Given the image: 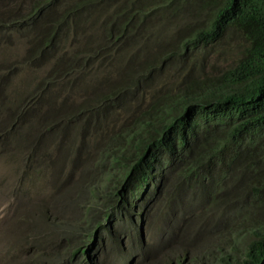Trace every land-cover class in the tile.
Returning <instances> with one entry per match:
<instances>
[{"label":"trees","instance_id":"16d2710c","mask_svg":"<svg viewBox=\"0 0 264 264\" xmlns=\"http://www.w3.org/2000/svg\"><path fill=\"white\" fill-rule=\"evenodd\" d=\"M184 11L201 20L181 37L168 12ZM230 26L233 63L208 74L198 49ZM0 112L24 182L97 159L109 201L160 194L179 264H264V0H0Z\"/></svg>","mask_w":264,"mask_h":264},{"label":"clouds","instance_id":"9594fccd","mask_svg":"<svg viewBox=\"0 0 264 264\" xmlns=\"http://www.w3.org/2000/svg\"><path fill=\"white\" fill-rule=\"evenodd\" d=\"M171 15H178L174 13H170ZM198 19L201 20V16H198L196 18L195 14L189 13V12H181L177 19H175L173 26V33L175 35L182 34L181 37H185L188 33L193 31V28L198 24ZM236 27L226 29L225 33L220 37V35L216 36L213 39H209V41L206 44H203L198 51H202L204 54V62L209 61L210 66H206V71L208 74H215L216 72H220L224 69L226 65H229L233 63V59H231V62L223 63V60L220 55H223L224 58H226V52H223L225 49H223V42L226 43L227 46L229 45V49L233 51L232 53L235 54L236 50L239 49V33ZM241 33V32H240ZM223 50V51H222ZM240 55V53H239ZM215 60H221V63L218 64V61L215 62ZM208 64V63H206ZM203 66H201L200 74H203ZM217 66V67H216ZM181 68H186V71L190 72V66L188 64L183 65ZM69 94V91H66L62 94V96L58 97L55 104L56 106H61L60 102L62 100V97H66ZM87 95L79 96L75 98V101L78 103L82 101L84 98H86ZM63 106V105H62ZM7 115V113H6ZM102 122L101 127H105ZM105 129V128H104ZM1 153V152H0ZM2 154V153H1ZM5 157V156H4ZM57 158H53L49 162V168L47 172V176L43 178L42 180L38 181L36 185H31L28 182H24L25 174L21 173L19 175V178L17 179V183L20 184V186H23L26 188V190L29 192L32 191V188H40L41 186L49 184L51 181L55 184L62 185L68 178V171L67 167H74L73 173L74 178L76 182L68 189V191L71 193L70 200L71 204H80L81 209L85 207V211L83 213H79L76 215V218L72 220L71 222L68 220H65V222H68L65 227H63L64 232L68 243L67 244H73L69 247L68 250H70L69 254L67 253L68 250L63 253V259L64 264H80L81 261L84 259L83 255L87 253V244L84 242L85 238V230L91 229L95 231L92 239L94 238V244L92 248H95V244H97L98 239L101 242V245H105L107 243H110L111 245H115L116 249L120 251L122 255V260L125 264H136V261L138 260V256L141 253H145V246L149 245V242L147 241V233H146V226L149 221V234H150V240H153L154 244L156 246H168L171 240L170 234H165L164 228L161 225V222L163 220V209L164 205L156 202L160 201L162 202V198L160 194L156 195H149V197L146 195V192H142L139 194L138 198L135 199L134 196H132V190H124L123 196L118 201H109L111 198L115 197L113 193L110 194V196L105 195L107 191H109L110 188H106L104 186L105 182L103 179H100L101 175L103 174L96 166V160H93L89 164L79 166L72 163H69L66 167H64L63 162L55 163ZM6 163L8 161L6 160ZM10 164V163H9ZM90 167L93 170H95V174L97 171L99 172L100 176L96 180H92V178L87 177V174L83 172L84 168ZM17 171V170H16ZM100 193V189L102 188L103 192L99 195L97 192V189ZM117 187L116 191H119ZM140 192V191H139ZM19 197L24 198V194L19 195ZM10 201H13L12 198H10ZM62 201L65 203L66 196L63 197ZM45 201L42 203V209H43V217L50 216L52 213L49 210V206L45 205ZM166 203V202H165ZM88 207L92 208V212L97 213L98 216L102 219L101 224H98L96 226V221H93L88 218L90 214L87 213ZM95 210V211H93ZM48 211V212H47ZM162 211L161 214L158 215V212ZM40 217V216H39ZM46 217V218H47ZM85 218V219H81ZM48 219V218H47ZM150 219V220H149ZM49 220V219H48ZM53 221H56V216L53 215V218L50 219ZM167 226V224H166ZM126 234L127 236L123 238L121 235ZM63 236V237H64ZM68 237L72 240V242L68 239ZM78 238L83 239L82 241H77ZM91 239V240H92ZM90 240V241H91ZM243 243H249L251 241V238L246 237ZM75 241V242H73ZM77 241V242H76ZM88 241V242H90ZM175 243V240H173ZM77 243H80L85 246L80 252L74 256L73 261L69 260V256L72 254V250L77 246ZM134 243V244H132ZM127 246L128 251L125 253L124 246ZM136 246V247H135ZM72 247V249H71ZM244 250L245 247L241 250V257H244ZM122 251V252H121ZM176 253L174 256L168 259V264H179L176 261V257L181 255L183 251H181L179 248L175 250ZM44 255V251L42 253V256ZM201 261L198 259H190V257L185 262L186 264H199ZM83 264H94L93 260L88 256V261L84 262ZM213 264H220L219 262H214Z\"/></svg>","mask_w":264,"mask_h":264},{"label":"rangeland","instance_id":"374dc122","mask_svg":"<svg viewBox=\"0 0 264 264\" xmlns=\"http://www.w3.org/2000/svg\"><path fill=\"white\" fill-rule=\"evenodd\" d=\"M179 15H174L175 19ZM229 47L223 42L225 50L222 51H227L226 56L233 52ZM227 62L229 63L231 60H227ZM220 63L221 60L218 61V64ZM63 102L64 97L60 102L61 106ZM66 106L69 107L70 103ZM126 115L128 117L123 118L120 124L133 118L131 113ZM4 120H7L6 112H0V123H3ZM8 145V152L14 155L15 150L12 147L16 143ZM16 168L17 165L6 163L4 155L0 153V264H64L63 253L75 244H67L68 240L64 236L63 227L68 222L65 220L71 222L77 214L83 213L86 209L85 207L81 209L80 204H71V193L68 189L76 182L73 173L74 167L66 168L68 178L61 186L51 181L39 189L32 188L29 193L25 187L17 183L21 172L16 171ZM21 194H24V198L19 197ZM64 196H66L65 203L62 201ZM10 198L13 201H10ZM43 201L46 202L45 205L49 206V213H52L50 217L56 216V221L48 220L47 216H42L44 214ZM146 233L149 245L145 246V253L138 256L136 264H168V259L175 255V250L179 247L173 240L168 246H156L153 240H150L149 221ZM121 236L125 238L127 235ZM82 240L78 238L77 241ZM94 240L93 238L88 242L87 253L83 255L84 259L80 264L87 262L88 256L94 264H125L115 245L110 243L101 245L102 241L100 242L98 239L95 248H92ZM43 251L44 255L42 256ZM124 251L125 253L128 251L126 245Z\"/></svg>","mask_w":264,"mask_h":264}]
</instances>
